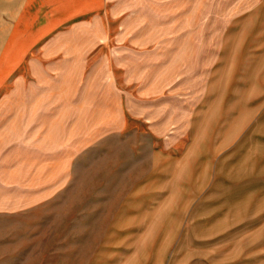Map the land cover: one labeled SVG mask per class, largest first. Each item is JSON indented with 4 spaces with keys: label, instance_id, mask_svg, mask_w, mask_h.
I'll list each match as a JSON object with an SVG mask.
<instances>
[{
    "label": "rangeland",
    "instance_id": "rangeland-1",
    "mask_svg": "<svg viewBox=\"0 0 264 264\" xmlns=\"http://www.w3.org/2000/svg\"><path fill=\"white\" fill-rule=\"evenodd\" d=\"M257 1L105 0L0 85V264H264Z\"/></svg>",
    "mask_w": 264,
    "mask_h": 264
},
{
    "label": "crops",
    "instance_id": "crops-1",
    "mask_svg": "<svg viewBox=\"0 0 264 264\" xmlns=\"http://www.w3.org/2000/svg\"><path fill=\"white\" fill-rule=\"evenodd\" d=\"M104 8L105 0H0V61H11L0 85L51 41H104ZM244 15L245 39L264 41V0Z\"/></svg>",
    "mask_w": 264,
    "mask_h": 264
}]
</instances>
